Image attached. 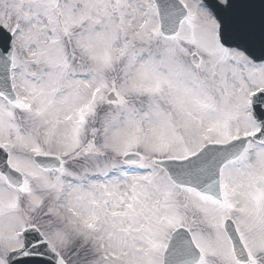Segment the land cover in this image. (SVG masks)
Instances as JSON below:
<instances>
[{
    "label": "snow or ice",
    "instance_id": "6c2138e0",
    "mask_svg": "<svg viewBox=\"0 0 264 264\" xmlns=\"http://www.w3.org/2000/svg\"><path fill=\"white\" fill-rule=\"evenodd\" d=\"M0 264H264V0H0Z\"/></svg>",
    "mask_w": 264,
    "mask_h": 264
}]
</instances>
